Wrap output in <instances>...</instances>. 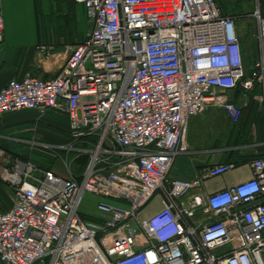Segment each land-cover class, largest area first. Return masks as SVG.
Masks as SVG:
<instances>
[{"label":"built area","instance_id":"1","mask_svg":"<svg viewBox=\"0 0 264 264\" xmlns=\"http://www.w3.org/2000/svg\"><path fill=\"white\" fill-rule=\"evenodd\" d=\"M75 2L92 31L70 48L53 78L4 86L0 116H65L66 143L35 145L58 158L88 160L78 175L19 158L1 167L13 199L0 211V263L264 264V158L253 161L252 180L206 199L192 192L235 164L213 166L193 180L170 177L189 122L204 109L222 108L237 123L242 107L228 94L259 88L255 98L264 112L260 7L257 58L246 69L236 19L216 0ZM3 30L0 16V43ZM87 193L102 198L95 220L81 214ZM155 197L158 209L141 216ZM198 211L202 224L194 222Z\"/></svg>","mask_w":264,"mask_h":264},{"label":"crops","instance_id":"2","mask_svg":"<svg viewBox=\"0 0 264 264\" xmlns=\"http://www.w3.org/2000/svg\"><path fill=\"white\" fill-rule=\"evenodd\" d=\"M0 16L4 27L0 43V90L11 80L30 76L53 78L68 58L70 48L82 43L93 28L84 6L75 0H1ZM261 93L257 88L254 92L236 90L228 94L231 101L242 107V117L237 123H232L222 108L224 116H215L210 108L217 107H207L193 117L170 177L193 180L213 166L235 164L229 173L204 181L200 189L192 192L205 199L252 180L253 161L264 158V112L255 98ZM46 115L41 119L36 111H24L0 116V145L5 161L18 159L21 154L40 157V150H35L38 154L31 148L32 141L40 142V119L46 129L61 123L56 114ZM242 170L243 175L239 173ZM10 190L9 184L0 178V211L11 206ZM204 219L203 212L198 211L194 222L202 224ZM215 219L210 213L209 221Z\"/></svg>","mask_w":264,"mask_h":264},{"label":"rangeland","instance_id":"3","mask_svg":"<svg viewBox=\"0 0 264 264\" xmlns=\"http://www.w3.org/2000/svg\"><path fill=\"white\" fill-rule=\"evenodd\" d=\"M218 6L222 10V12L226 15L236 16L238 19L236 20V24L238 27V31L240 34V39L243 44V49L246 57V69H249L253 63V61L257 58L258 51V42H257V33L258 26L255 18V14L258 11V8L261 5L264 6V0H216ZM91 32V29L89 33ZM88 33V34H89ZM86 37V36H85ZM83 37V38H85ZM215 116H224L222 109L220 108H210ZM50 114H55L49 112ZM47 113V114H49ZM46 115V114H45ZM45 115L40 116L42 119ZM60 117V125H54L50 127V129H46L44 126V122L40 119V142L32 141L31 148L34 153H38L40 150V157L36 159V157H29L28 155H18L21 160H30L36 163L38 166L52 170L61 175H69V174H80L84 166L79 162L83 157H76L74 155L63 156V158H58L57 155H53L48 151H41V149L35 145V143H48L52 145H60L64 144L68 140V124L67 118L63 115L56 114ZM3 116V115H2ZM47 116V115H46ZM48 133V134H46ZM53 133V135H49ZM52 137L55 140H52ZM3 150L2 146L0 145ZM4 151V150H3ZM5 159V158H4ZM3 159V156L0 155V167L2 165H6L8 162ZM66 165H69V168H66ZM243 175L244 171L239 172ZM11 191V190H10ZM11 196L13 199V193L11 191ZM102 198L87 193L84 197L83 209L81 214L85 219L95 220L93 214L96 212V203H98ZM159 207V198L155 197L147 207L143 209L141 212V216H149L153 214Z\"/></svg>","mask_w":264,"mask_h":264},{"label":"trees","instance_id":"4","mask_svg":"<svg viewBox=\"0 0 264 264\" xmlns=\"http://www.w3.org/2000/svg\"><path fill=\"white\" fill-rule=\"evenodd\" d=\"M261 13H262V15H264V6H262L261 5ZM224 14V13H223ZM225 16H230V17H232V18H235L236 20L238 19L236 16H233V15H226V14H224ZM243 45V44H242ZM87 160H88V158L87 157H83V158H81V160L79 161L80 163H81V165L82 166H84V165H86V163H87ZM85 167V166H84Z\"/></svg>","mask_w":264,"mask_h":264}]
</instances>
